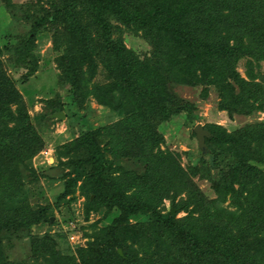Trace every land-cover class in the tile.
Wrapping results in <instances>:
<instances>
[{"label": "trees", "instance_id": "obj_1", "mask_svg": "<svg viewBox=\"0 0 264 264\" xmlns=\"http://www.w3.org/2000/svg\"><path fill=\"white\" fill-rule=\"evenodd\" d=\"M10 2L3 1L8 11ZM36 3L42 7L36 25H61L76 51L69 53L64 46L55 60L58 79L69 96L62 110H80L88 97L108 106L113 92L123 90L142 103L138 107L142 135L137 141L150 145L144 156H131L135 164L113 170L93 132L87 130L77 140L84 155L65 175L56 204L67 197L72 200L77 188L85 189L86 215L105 210L106 223L93 231L85 248L76 249V256L55 251V241L47 235L37 241L31 238L40 249L37 258L51 264H264V123L233 133L207 127L210 163L205 175L211 166L216 168L210 178L214 199L206 198L192 183L194 168L183 169L178 156L154 157L161 140L160 124L178 115L195 124L194 106L178 100L173 90L177 86L200 87L205 95L208 88H215L218 108L231 117L263 110L264 0ZM35 16L24 18L35 20ZM123 28L140 35L150 48L147 54H136L123 44L117 36ZM38 33L32 24L27 34L0 47V232L17 231L26 218L29 226L49 222L45 214L50 207L18 210L25 174H34L31 159L41 151L42 141L2 61L7 56L12 65L26 69L23 78H29L37 68L33 52ZM242 59H246V77L237 70ZM98 63L108 82L90 86ZM83 66L92 72H83ZM222 155H228L230 162ZM200 163L207 165L203 159ZM115 172L119 174L113 177ZM228 200V207H222ZM181 212L185 216L178 218Z\"/></svg>", "mask_w": 264, "mask_h": 264}, {"label": "rangeland", "instance_id": "obj_2", "mask_svg": "<svg viewBox=\"0 0 264 264\" xmlns=\"http://www.w3.org/2000/svg\"><path fill=\"white\" fill-rule=\"evenodd\" d=\"M3 1L0 0V47L16 37L27 34L32 24L39 31L33 52L36 55L37 68L29 78H23L26 69L12 65L7 56L2 58L5 71L16 82L17 89L22 95L30 123L42 141L41 151L31 159L30 169L34 174H25L27 178L19 198L21 209L18 210H22L23 213L26 208L35 211L41 207H50V210L45 214L49 217V222L29 226V220L26 218L22 225L16 228L17 231L5 232L6 229H3L0 232V264H5L4 261L11 264H51L47 259L37 258L40 249L34 245L31 238L37 241L47 235L54 239L55 251L62 255L76 256V249L85 248L87 242H91L89 236L93 231H97L106 223L103 221L105 210L90 211L86 215L85 189L77 188L72 200L67 197L65 202L56 204L57 197L63 190L64 180L67 179L64 178L65 175L68 176L76 160L84 155L77 145V140L87 130L93 132L106 157L113 163V170L117 167L128 168L135 164L131 156L134 154L144 156L150 145L137 141L142 135V118L139 117L138 108L142 107V103L130 99L128 93L123 90L116 89L113 92L108 106L100 105L93 97H88L80 106V110H76L75 107H69L66 112L62 110L65 109L62 105L67 103L69 96L67 87L58 79L60 70L55 60L64 46L69 49V53H76L67 41L64 28L61 25H36L37 14L42 8L36 0H11L9 5L12 7L9 11L4 7ZM27 14L36 15L35 20L24 18ZM118 33L117 36L122 39L123 44L133 52L141 56L148 53L150 48L140 35L128 32L124 28ZM237 70L246 77V59L238 62ZM82 71L92 72L87 70L86 66H83ZM260 71H264V61L260 63ZM258 72L254 67V73ZM93 73L90 86L93 83L102 85L108 82L100 64ZM173 90L179 101H191L194 106V125L199 124L204 129L215 126L227 133H233L249 124L264 123V108L262 111L252 113V110L250 113L232 117L226 111L220 110L218 94L213 87L208 88L206 95L200 87L177 86ZM133 109H137V112H131ZM57 112H63L64 119L52 117ZM194 125L186 123L183 115L160 124L157 128L161 133V140L154 157L160 158L168 154L178 156L183 169L188 171L190 167L194 168L195 174H190L192 183L206 198L214 199L216 198L214 182L210 178L216 174V168L211 166L209 174L205 175V168L208 167L210 160L208 152L202 153L198 148L193 134ZM261 142L264 143L262 140ZM64 146L70 148L64 149ZM250 146L259 147L255 142H250ZM161 152L164 155H160ZM58 155H62L60 160L56 158ZM222 158L227 159L228 155H222ZM202 159L207 163L205 167L200 163ZM228 160L231 158L227 159V162H230ZM118 174L115 172L112 176L116 177ZM229 203V200L226 201L222 207H228ZM163 205L165 209L169 208V201L165 200ZM183 216H185L183 212L177 215L178 218Z\"/></svg>", "mask_w": 264, "mask_h": 264}, {"label": "water", "instance_id": "obj_3", "mask_svg": "<svg viewBox=\"0 0 264 264\" xmlns=\"http://www.w3.org/2000/svg\"><path fill=\"white\" fill-rule=\"evenodd\" d=\"M52 117L56 119H64V113L63 112H57L52 115ZM193 133L195 134L197 143H198V148L202 153L207 152V146L205 144V139H208L211 137V134L209 133L208 130L204 129L201 125L197 124L193 128ZM173 214V211H171Z\"/></svg>", "mask_w": 264, "mask_h": 264}, {"label": "built area", "instance_id": "obj_4", "mask_svg": "<svg viewBox=\"0 0 264 264\" xmlns=\"http://www.w3.org/2000/svg\"><path fill=\"white\" fill-rule=\"evenodd\" d=\"M43 153V152H42ZM71 239H73V237H71Z\"/></svg>", "mask_w": 264, "mask_h": 264}]
</instances>
